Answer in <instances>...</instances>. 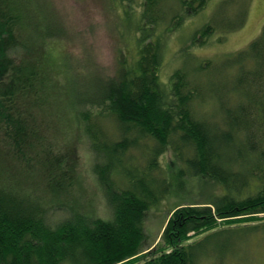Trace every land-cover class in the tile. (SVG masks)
I'll use <instances>...</instances> for the list:
<instances>
[{"label":"trees","instance_id":"1","mask_svg":"<svg viewBox=\"0 0 264 264\" xmlns=\"http://www.w3.org/2000/svg\"><path fill=\"white\" fill-rule=\"evenodd\" d=\"M207 2L179 0L169 18L167 0H109L128 25L110 74L70 53L49 60L50 44L72 38L54 0H0V264H201L208 239L264 219V26L224 56V81H215L212 59L191 68L190 52L167 80L161 75L169 36ZM215 29L206 22L190 39L207 43ZM208 93L218 120L197 111ZM45 112L58 116L49 123L79 132H66L72 143H89L105 216L75 205L54 215L44 185L53 172L37 175L26 154L33 144L35 154L50 150L37 127ZM52 183L59 191L63 181ZM198 184L206 195L171 206L159 241L146 245L152 207Z\"/></svg>","mask_w":264,"mask_h":264},{"label":"rangeland","instance_id":"2","mask_svg":"<svg viewBox=\"0 0 264 264\" xmlns=\"http://www.w3.org/2000/svg\"><path fill=\"white\" fill-rule=\"evenodd\" d=\"M108 1L54 0L59 12L70 27L72 38L68 37L65 42L59 41L50 44L52 49L50 48L49 60L61 62L65 53L67 55L70 53L75 61L86 62L90 69L114 73L119 65L121 48L126 46L128 33L125 29L128 25L126 26L127 21L121 18L119 8L106 6ZM222 2L223 0H208L207 4L197 13L186 14L183 25L169 36L161 68L164 80L168 79L174 68L183 63L185 58H188L186 53L190 52L193 57H189L191 58L189 60L191 68L201 61L212 59L214 60L213 69L216 68L220 71L214 70V74L217 76L215 81H224L229 72L227 69H220L219 63L225 59L224 56L247 47L260 35L264 26V0H227L224 6L225 10L219 8V4ZM167 9L169 18L180 12L179 0H167ZM240 21L241 23H239ZM206 22H213L216 26L215 31L209 35L207 43L201 44L199 40L194 43L190 39L192 33ZM236 23L238 24L235 27L226 32L225 29L229 24ZM222 34L225 37L220 41L219 37ZM19 54H22L21 50H19ZM196 106L200 114L215 120L219 119L214 100L209 93L205 100L198 102ZM26 108L30 113L34 112L29 103L26 104ZM20 111L25 116L27 115L24 107ZM53 113L45 112L40 116L43 119V126L41 120L38 123L39 126L37 125L39 134L46 138L47 142H52L49 152L47 151L49 145H46L44 151L40 150L39 155L35 154L37 145L33 144L29 145L30 149L26 154L32 156L29 159V165L34 173L39 175L43 170L53 172L55 179L48 181V175L42 176V179L47 180L44 182V185L47 183L49 188L46 196L54 206V215L60 214L59 211L63 213L67 206L75 205L83 207V210L92 215L105 216L108 207L103 192L91 171L89 143L84 139L72 143L74 138L69 135L66 137V132H74L75 129L66 127L61 130L58 124L49 123L51 117L59 120L58 116H54ZM52 125L56 127L53 128ZM106 126L113 129L110 122H106ZM74 133L78 135L79 132ZM70 148H72L71 153ZM169 158V152L161 157V163L165 168ZM59 178L63 181L59 187L61 189L54 191L52 188L55 186L52 182ZM187 186L193 188L192 183ZM199 186L200 184L191 194L183 191L180 196L169 195L158 206L152 207L146 220L147 239L149 237L146 245L159 241L167 217L170 216L171 206L180 202L193 201L198 198L196 194L206 195ZM210 189L218 192L215 185H212L208 190ZM222 228L225 227L222 226ZM228 228L229 230L219 233L205 242L206 247L210 249L201 258V264H264V219L233 224ZM212 247L215 248V252L211 251Z\"/></svg>","mask_w":264,"mask_h":264}]
</instances>
